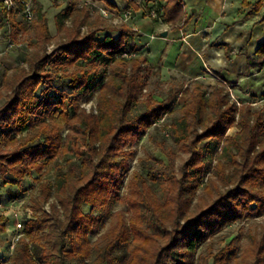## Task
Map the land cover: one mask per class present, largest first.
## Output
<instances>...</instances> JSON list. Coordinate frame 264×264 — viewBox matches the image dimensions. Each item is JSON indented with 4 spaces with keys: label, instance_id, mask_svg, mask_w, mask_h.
<instances>
[{
    "label": "trees",
    "instance_id": "trees-1",
    "mask_svg": "<svg viewBox=\"0 0 264 264\" xmlns=\"http://www.w3.org/2000/svg\"><path fill=\"white\" fill-rule=\"evenodd\" d=\"M157 1L162 23L176 27L183 22L182 0ZM2 5L6 23L22 11L21 4L17 12ZM263 6L260 0L249 14ZM71 15L62 43L52 52L34 54L29 69L18 68L6 78L10 94L0 106V187L23 185L33 172H47L52 162L57 171L54 182L39 183L35 216L3 264L84 263L94 250L98 263L105 264L111 263L113 250L128 244L132 250L126 264H195L199 247L216 232L264 215V112L250 104L239 106L220 82L210 87L197 83L169 125L188 159L179 169L173 159L142 161L148 178L135 172L128 194L120 196L131 155L125 149L173 111L178 92L171 90L161 101L144 95L150 71L134 41L138 31L123 27L118 37L102 39L98 33L105 29L89 24L88 15ZM37 17L39 42L49 44L48 18ZM85 25L89 30L83 33ZM256 54L264 57V42ZM95 96L96 110L89 112L81 102ZM235 126L240 132L229 135ZM149 179L160 185L162 198ZM8 193L13 195L10 188ZM23 194L16 192L12 199ZM112 200L128 206L129 225L125 213L117 211L116 222L92 244L89 237L99 233L102 222V214L94 211L105 212ZM86 205L91 212L82 210ZM255 243L248 264H264V237ZM233 244L203 260L214 257L215 264H229Z\"/></svg>",
    "mask_w": 264,
    "mask_h": 264
},
{
    "label": "rangeland",
    "instance_id": "rangeland-1",
    "mask_svg": "<svg viewBox=\"0 0 264 264\" xmlns=\"http://www.w3.org/2000/svg\"><path fill=\"white\" fill-rule=\"evenodd\" d=\"M35 16L32 22H27L21 11H18L16 18L12 21L5 22V16L1 14L0 19V106L7 102L10 92L6 90V78H13L16 70L21 67L29 69L28 60L34 54L43 53L45 51L52 52L57 45L65 40V28L72 26L73 15L71 12L82 18L83 13L89 16V24L95 28L110 30H101L98 33L100 38H105L106 35L118 37L123 27H130L139 32L134 41L136 42L139 53L147 57V69L150 71L148 85L144 90V95L152 94L156 100L166 98L171 90H177L178 100L173 111L166 114L159 123L152 127L137 143L125 150L129 155V170L124 178V185L121 187L120 196L128 194V185L136 172L148 178V170L144 169L142 161H150L153 163L165 162L173 159L176 168L183 164L188 159L189 155L185 153L181 145L177 144L170 134L169 125L173 123L181 114V108L184 105L188 93H190L197 83L206 86H213L220 82L229 92V96L239 106L250 104L254 110H262L264 112V57L258 65V72L255 70L237 75L233 80H229L227 84H223L222 80L216 76L215 72L208 71L211 77H206L201 80H194L182 73H166L162 72L163 55L158 52L152 55L148 48L150 44H158L155 38L160 37V33L164 28L171 30L172 26H166L162 23L157 10L162 6L157 0H109L110 4L97 0H30ZM135 4L139 6V11L136 10ZM2 9L0 8V12ZM158 15H154L153 13ZM127 13H130L127 16ZM45 15L48 18L50 36L52 41L49 44H42L37 37L36 23L39 20L37 16ZM192 17L190 9L186 11V18ZM230 17L239 18L236 14H230ZM88 27H82V32L86 33ZM143 32V33H142ZM21 33V34H20ZM21 35L20 40L19 37ZM149 39H144V36ZM18 40L21 47H11L10 42ZM151 42V43H150ZM150 43V44H149ZM179 52L178 44H168L165 58L175 61ZM246 75V76H243ZM242 78V79H241ZM245 78V79H244ZM243 79L247 83L243 82ZM205 83H204V81ZM225 81V80H224ZM215 82V83H214ZM62 88V87H61ZM66 88V87H65ZM53 93V92H52ZM81 105L89 112L96 110V96L89 100H83ZM240 132L237 126L231 128L229 135H236ZM64 136L67 130L63 132ZM133 154V156H132ZM125 156L111 159L110 161L118 162ZM76 161H78L76 159ZM61 163L65 166L66 163L61 159ZM57 166L52 162L47 169V172L41 174L33 172L31 177L26 178L24 184L16 186L0 187V218L3 220L4 231L0 232V264L7 263L12 257L15 245L19 237L23 234L28 220L35 216V211L32 209L33 200L39 198L41 194V181H55ZM154 192L159 198H162L164 192L159 184H155L149 179ZM9 188L16 192H24L17 199H12L13 195H9ZM202 192H198L201 194ZM53 197L51 201H54ZM196 201V200H195ZM46 208H50L49 203ZM128 206L118 200H112L105 212L100 210L94 211V214H102V222L100 224L99 233L89 237L91 243L94 244L112 224L116 222L114 214L117 211L125 213L127 223L129 225L130 213L127 212ZM85 212H91L90 206H84ZM21 224L22 226H20ZM264 237V215L252 216L244 220H240L229 224L220 231L212 235L206 242L199 247L195 264H215V258L210 257L209 261H204L202 256L209 254H218L221 250L232 245L235 248L234 256L229 264H248L250 254L248 250L254 246L255 241H261ZM132 245L128 244L124 247H118L113 250L111 255V263L105 264H126L131 256ZM92 256L85 260L84 263L72 261L70 264H99V255L96 250L92 251ZM41 264V263H39Z\"/></svg>",
    "mask_w": 264,
    "mask_h": 264
},
{
    "label": "crops",
    "instance_id": "crops-1",
    "mask_svg": "<svg viewBox=\"0 0 264 264\" xmlns=\"http://www.w3.org/2000/svg\"><path fill=\"white\" fill-rule=\"evenodd\" d=\"M259 1L182 0L185 8L183 22L176 27L165 23L173 28H164L160 37L155 38L160 42L154 45L150 42L148 51L152 55L158 52L163 55L164 74L182 73L201 80L211 77L208 71H213L218 78L229 82L242 72L248 75L249 71L255 70L257 73L262 62L256 52L264 42V6L256 14L249 12ZM188 8L191 18H186ZM230 14L239 18L230 17ZM166 31L168 35L163 37L162 33ZM144 39L149 42L146 35ZM172 43L179 45L173 63L170 58H165L167 45ZM244 79L243 82L247 83Z\"/></svg>",
    "mask_w": 264,
    "mask_h": 264
},
{
    "label": "built area",
    "instance_id": "built-area-1",
    "mask_svg": "<svg viewBox=\"0 0 264 264\" xmlns=\"http://www.w3.org/2000/svg\"><path fill=\"white\" fill-rule=\"evenodd\" d=\"M18 0H0V4H3L2 6L5 7L7 10L9 11H15L17 12L18 10V6L19 4H21L22 6V11H21V15L24 17V19L27 21V22H32L34 20V16H35V12H34V8H33V5L31 3L30 0H21V2L18 4ZM154 15H158L156 14L155 12L153 13ZM130 13H127V16H129ZM161 19V18H159ZM21 34V33H20ZM21 38V35L19 37L18 40H20ZM16 40H12L10 43V46L11 47H21V43ZM223 84H227L226 81L222 80ZM20 226H22L21 224H19Z\"/></svg>",
    "mask_w": 264,
    "mask_h": 264
},
{
    "label": "water",
    "instance_id": "water-1",
    "mask_svg": "<svg viewBox=\"0 0 264 264\" xmlns=\"http://www.w3.org/2000/svg\"><path fill=\"white\" fill-rule=\"evenodd\" d=\"M167 35H168V32H167V31L164 32V33H162V36H163V37H167Z\"/></svg>",
    "mask_w": 264,
    "mask_h": 264
}]
</instances>
